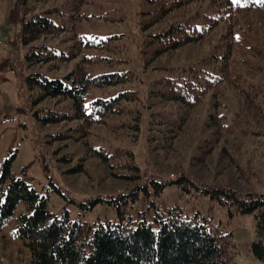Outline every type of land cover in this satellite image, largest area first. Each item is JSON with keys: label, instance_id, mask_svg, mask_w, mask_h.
Wrapping results in <instances>:
<instances>
[{"label": "trees", "instance_id": "1", "mask_svg": "<svg viewBox=\"0 0 264 264\" xmlns=\"http://www.w3.org/2000/svg\"><path fill=\"white\" fill-rule=\"evenodd\" d=\"M118 3L122 5L119 10ZM122 3L14 0L10 19L20 24L16 40L27 45L26 63L64 69L55 77L41 71L26 75L29 95L38 104L35 114L42 123L59 127L57 137L86 140L98 133L95 126H103L117 136L119 141H114L120 144V151L124 130L134 140L145 130L147 141L176 150L178 134L187 132L193 112L205 103L213 109L208 125L214 126L215 142L220 138L227 142V115L241 119L223 93L226 80L248 101L255 115L245 118V124L260 125L257 118L264 119V60L257 62L250 86L237 83L231 68L236 32L229 25H235L234 20L242 14L264 12V0H132L131 5L126 4L137 9L128 22H133L136 30L129 39L122 31L104 32L105 22L127 25ZM182 9L177 14L181 17L165 22ZM83 22L90 32L77 30ZM222 27L221 42L215 38L211 51L203 55L211 59L197 60L203 66L193 64L172 72L173 66L152 64L181 47L203 42ZM97 140L112 145L102 137ZM101 148L92 146L91 153L103 161L108 173L135 183L88 201L86 206L91 207L96 200H105L116 212V219L99 223L71 219L66 210L61 215L50 212L46 196L16 176L10 170V158L5 159L0 174V230L10 226V234L27 246L33 264H233L229 254L232 232L221 231L201 212L189 214L177 204L163 210L151 198L137 215L130 213L141 192L150 197L160 195L168 183L231 204L230 213L250 212L255 221L250 249L264 260V193L197 181L185 172L166 180L144 179L132 150L120 151L125 164L116 169L109 160L111 155Z\"/></svg>", "mask_w": 264, "mask_h": 264}, {"label": "rangeland", "instance_id": "2", "mask_svg": "<svg viewBox=\"0 0 264 264\" xmlns=\"http://www.w3.org/2000/svg\"><path fill=\"white\" fill-rule=\"evenodd\" d=\"M131 1L127 0L126 3L131 5ZM13 3L14 0H0V174L5 159L10 158V170L16 176L23 177L39 194L46 196L50 212L61 215L62 211L66 210L71 219L89 223L117 218L116 212L105 200H96L91 207L86 204L92 197L115 194L132 186L135 181L125 182L110 175L103 161L91 153V148L95 145L102 146L101 149L111 155L109 160L114 163L116 169L123 168L125 164V158L120 151L132 150L134 161L144 179L166 180L179 172H185L197 181H209L242 192L264 193V119L257 118L261 126L245 124V118L255 115L248 108V101L242 99V94L230 85L228 80L224 82L222 90L229 96L232 110L238 111L241 120L233 119L230 113L227 115V142L221 138L215 142L214 126L208 125V115L213 109L205 103H201L193 112L187 132L178 134L176 150H167L147 141L145 130L135 140L125 135L124 130L120 151L117 149L120 144L114 141H119L117 136L114 137L109 132L110 128L103 126H95L94 130L98 133L94 132V135L86 140L57 137L59 127L42 123L36 116L38 104L33 103L29 95L26 75L41 71L49 77H55L61 76L64 69L56 70L46 64L26 63L27 45L16 40L20 24L10 19ZM126 3L123 0V14L127 25L104 21L108 24L104 32L122 31L127 34V39L131 38V31L134 32L136 27L131 20L130 24L128 19L137 8ZM120 6V3L116 5L117 10ZM183 11L182 9L175 16L166 17L165 22L169 21L168 18H176V15ZM239 17L241 19L234 20L235 25H229V28H234L236 32L231 63L232 76L240 85L250 86L254 82L252 76H255L257 62L264 60V12L245 13ZM247 23L250 28L245 26ZM224 29L222 27L203 42L181 47L175 53L172 52L170 57L152 64L173 66L172 72L180 71V67H192L193 64L203 66V63L197 60L211 59V56L206 58L203 55L211 51L215 38L221 42ZM77 30L87 33L91 31L84 22L79 24ZM131 45L134 46V42H131ZM136 50L132 51L133 54ZM117 56L123 55L118 53ZM209 67L213 66L209 63ZM245 72L248 73L245 78L238 77H244ZM213 112L215 114L217 111ZM118 132L119 129H116V133ZM98 137H102L104 141L110 140L111 147L103 140L98 141ZM151 198H154L163 210L177 204L186 213H203L211 224L221 231H231L233 242L229 254L233 264H264V260L256 257L250 249L255 227L254 217L250 212L232 210L230 213L231 204L222 203L208 193H190L175 183H168L160 195L150 197L141 192L131 204L130 213L137 215L146 208ZM0 264H33L27 246L21 239L10 234L9 225L0 230Z\"/></svg>", "mask_w": 264, "mask_h": 264}]
</instances>
